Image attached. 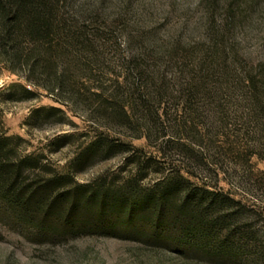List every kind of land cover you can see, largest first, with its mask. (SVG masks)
Listing matches in <instances>:
<instances>
[{"label": "rangeland", "instance_id": "1", "mask_svg": "<svg viewBox=\"0 0 264 264\" xmlns=\"http://www.w3.org/2000/svg\"><path fill=\"white\" fill-rule=\"evenodd\" d=\"M95 1L101 7L97 23L139 31L160 44L178 39L188 60L210 44L195 0ZM235 6L230 31L220 11L210 24L231 54V84L222 82L220 89L221 78H213L215 91L195 95L192 107L185 96L167 94V81H173L166 55L149 52L140 60L157 84L135 77L117 88L125 62L108 53L86 66L70 62L64 83L51 91L59 80L54 72L28 74L24 62L0 52L2 170L17 173L8 191L39 198L47 184L41 206L67 192L61 211L57 204L47 213L30 205L20 214L2 196L8 186L0 188V264H264V123L245 83L233 84L234 74L264 68V0H238ZM21 41L24 59L30 43ZM194 64L197 70L200 64ZM122 106L130 107V117L117 118ZM167 136L174 141L167 144ZM98 138L100 147L105 142L115 147L104 152L93 145L87 153ZM186 168L196 186L231 201L210 206L192 201L189 216L159 232L141 221L134 228L117 226L118 217L96 223L95 208L90 203L85 208L79 197L66 219L64 206L78 185H88L86 196L94 190L107 199H142L167 188L169 171ZM182 199L177 187L171 206Z\"/></svg>", "mask_w": 264, "mask_h": 264}, {"label": "trees", "instance_id": "2", "mask_svg": "<svg viewBox=\"0 0 264 264\" xmlns=\"http://www.w3.org/2000/svg\"><path fill=\"white\" fill-rule=\"evenodd\" d=\"M237 1L195 0V6L200 11V19L203 20L202 34L204 37H209L211 41L205 50L199 48L200 55L197 54L195 59L188 60V54L183 53L178 46V39L170 37L167 44H160L155 40H149V37L139 31L135 34L124 28L117 30L115 26H108L104 22L97 23V14L100 13L101 7L100 2L95 0H0V52L5 51V54L14 62H24L28 74L33 75L37 71L40 73L42 71L54 72L56 81L59 80L51 88V91L56 89L58 91L64 83L65 72L70 62H76L77 65L82 63L86 66V61L94 62L100 56L108 53L117 55V58L125 62L122 64L125 69L123 80L119 87L116 86L117 88L126 84L129 78L135 77L145 79L146 83H149L148 79L151 78L150 82L157 84L151 74L153 70L146 65L142 66L140 60L149 52L161 56L166 55L167 64L170 65L168 71L171 73L170 78L173 81V84L167 81V94L175 92L185 96V101L187 99L189 107H192L193 103L191 104V102L194 101L195 95L197 97L200 92L215 91L218 81L214 82L215 79L213 78L216 77L217 79V76L218 79L221 78L220 89L222 82L225 85L231 84L229 77L233 73V68L232 65L229 68L228 63L231 54L225 48L223 42L225 38L222 36L214 38L215 35L212 34L210 24L220 11L224 20V28L226 31H230L232 29L230 21L238 12L237 6H235ZM119 35L123 36L121 40H119ZM21 39L30 43L29 52L24 54V59L21 55L23 51ZM122 52H127L128 55L123 56ZM71 55H74L76 60H71ZM221 55L224 57L222 61H218ZM60 61H64V64H60ZM194 63L200 64L197 70H195L196 65ZM150 75L151 77H149ZM234 75L238 79L233 84L245 83L249 89L250 103L257 111V119L264 123V68L259 73L246 71ZM176 78L178 79L175 80ZM232 80L234 81V79ZM37 83L39 82H35V84ZM143 86L146 87V85ZM130 112V107L122 106L121 110L115 114L118 119H124L130 117L128 115ZM154 116L158 119L160 114L156 113ZM173 137L167 136V144L174 141L175 138ZM100 142V138L93 141L87 147L89 148L87 153L91 152L93 145L99 149L102 145ZM113 147H115L113 143L105 142V146L100 147L99 150L104 149L103 151L106 152ZM1 157L0 155V188L4 185L8 186L6 191H2V196L9 205L19 209L20 214L30 205L42 207L41 209L46 213L56 204L58 205L57 211L63 209V200L67 192L56 194L51 203L41 206L43 200L40 199L48 191L47 184L41 188L39 198H34L36 194H27L23 198L26 191L10 195L11 191L8 190L12 189L11 185L15 184L17 173L7 175L6 171L2 170L5 161ZM183 171L182 173L180 170L169 171L167 188L164 191L147 194L142 199H131L126 196H119L115 200L107 199L99 191L94 190L89 191L86 196L83 188L88 185H78L71 191L72 199L68 203L69 205L64 206L66 219L71 217V212L77 206L80 198L85 208L89 203L95 208L96 223L118 217L115 220L117 226L134 228L136 222L141 221L149 223L154 232H159L166 228V224L169 226L175 219L179 221L182 215L189 216L192 201H197L198 204L204 201L209 206L231 201L226 195L218 193L216 190L196 186L189 178L193 175L192 171L188 168L183 169ZM13 176L14 178H12ZM175 178L178 179L175 180ZM177 187L182 188L183 199L175 207L171 206V200L177 191ZM90 215L93 217V214Z\"/></svg>", "mask_w": 264, "mask_h": 264}]
</instances>
